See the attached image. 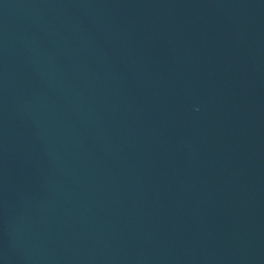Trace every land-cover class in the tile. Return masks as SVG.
Masks as SVG:
<instances>
[{"label": "water", "instance_id": "1", "mask_svg": "<svg viewBox=\"0 0 264 264\" xmlns=\"http://www.w3.org/2000/svg\"><path fill=\"white\" fill-rule=\"evenodd\" d=\"M0 264H264V0H0Z\"/></svg>", "mask_w": 264, "mask_h": 264}]
</instances>
